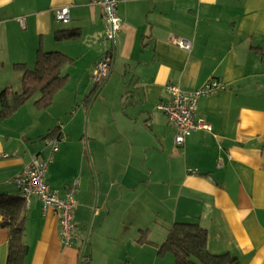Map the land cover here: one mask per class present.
I'll return each mask as SVG.
<instances>
[{
	"label": "crops",
	"instance_id": "crops-1",
	"mask_svg": "<svg viewBox=\"0 0 264 264\" xmlns=\"http://www.w3.org/2000/svg\"><path fill=\"white\" fill-rule=\"evenodd\" d=\"M92 1L0 0V92L19 91L13 65L33 68L38 50L69 58L51 106L38 110L31 99L0 120V195L22 200L25 264H95L98 252L110 264L121 251H102L99 241L114 243V220L134 215L169 228L197 223L211 254L264 264V0H116L122 25L112 46L104 42L102 6ZM63 7L68 23L55 18ZM67 30L77 37L55 38ZM105 57L112 69L96 96L91 77ZM209 80L223 89L198 99L195 119L210 130L176 146V131L156 105L169 100L168 86L190 93ZM54 128L61 141L48 154L41 138ZM35 156L48 160L51 190L63 195L76 183L71 247L60 240L58 215L43 214L39 199H23L14 183ZM165 238L129 245L144 264ZM6 240L0 228V264Z\"/></svg>",
	"mask_w": 264,
	"mask_h": 264
},
{
	"label": "trees",
	"instance_id": "trees-1",
	"mask_svg": "<svg viewBox=\"0 0 264 264\" xmlns=\"http://www.w3.org/2000/svg\"><path fill=\"white\" fill-rule=\"evenodd\" d=\"M77 35V30H67L58 32L55 38L70 40ZM68 61L69 58L59 52L38 50L33 68L14 64L13 68L21 72L20 89L17 92H0V120H9L20 106L35 96H38L33 99L36 109L45 110L51 106L55 95L66 81L62 70ZM58 132V128H54L41 138L45 146L47 139L56 138L58 143L61 141ZM21 202L20 198L0 195V228L7 232L5 264H25L28 256L29 248L24 240L25 216L21 212ZM140 234L137 242H147L148 231H140ZM164 253L171 254L175 264L237 263L227 255L211 254L207 249V230L197 223H173L157 249L158 256Z\"/></svg>",
	"mask_w": 264,
	"mask_h": 264
},
{
	"label": "built area",
	"instance_id": "built-area-1",
	"mask_svg": "<svg viewBox=\"0 0 264 264\" xmlns=\"http://www.w3.org/2000/svg\"><path fill=\"white\" fill-rule=\"evenodd\" d=\"M92 4L102 6L105 20L104 42L111 46L114 44L116 33L121 29V19L115 13L116 0H93ZM55 18L58 22L70 21L69 8L63 7L56 11ZM174 44L182 49H189L190 43L182 39H176ZM112 64L109 57L98 60L92 73V82L102 84L111 73ZM223 89V84L216 80L207 81L196 91L187 93L178 87L168 86L169 100L166 103L156 105L157 110L162 112L168 122L176 131L174 143L182 146L185 140L197 130L209 131L208 125L202 124L195 119L198 99L214 94ZM46 145L50 147L51 154L58 151V140L47 139ZM48 160L38 161L33 158L24 168L23 172L14 180L23 199L37 197L41 202L42 213L55 212L58 215V235L63 245L71 247L75 238L76 226L73 220V211L76 208V183L72 184L63 195L50 189L45 181Z\"/></svg>",
	"mask_w": 264,
	"mask_h": 264
},
{
	"label": "rangeland",
	"instance_id": "rangeland-1",
	"mask_svg": "<svg viewBox=\"0 0 264 264\" xmlns=\"http://www.w3.org/2000/svg\"><path fill=\"white\" fill-rule=\"evenodd\" d=\"M114 89L115 88L113 87L112 91H114ZM37 97L38 96H35V98H32V99L35 100ZM100 101L101 100L99 99L97 100V102L96 100L94 102H96V104H99ZM46 150H48L47 151L48 154L51 153L50 147L46 148L44 151L46 152ZM87 150L89 153V149L88 148L86 149V154H87V159L89 160V164L92 170L93 165H92L91 159L89 158ZM73 184H75V181L73 182ZM119 211H120V214L124 213V209L122 208L119 209ZM144 216L146 218L148 217L146 215ZM133 217L134 218H130V216L129 217L124 216L123 219L121 217L118 219H115L113 225L110 227L111 231L109 232L113 233V235L111 236H113L114 238H117L120 241L114 239L115 241L113 243V242H109L111 241L110 239L109 240L105 239L104 241H99V244H100V248L102 249V251H106V248L107 250L111 252L121 251L120 256H121L122 261L124 262L127 261L128 264H142L136 258V253L141 252V251L138 250L137 252L138 247L136 246L133 247L129 245L131 243L130 239L139 238V236L141 235L140 231L147 230L148 231V234L146 235L147 239L149 238V240H151L152 243L157 242L155 240H161V238L166 236L167 234L166 230H168L169 226L167 225V223L161 221L160 219L154 218L145 223H142L140 220H138V217H139L138 215H134ZM161 244H162V241L159 242V244H157V248L155 246L151 251H148L149 257L148 259L144 258V264H175L171 254L164 253L162 256L157 255L158 246ZM114 245L116 247H113ZM96 247H98V245ZM150 247L152 248V245ZM131 256H135V258H132ZM121 259H116L115 257H111L110 264H120L119 260ZM107 262L109 263V259H107L106 257L100 256L98 252V257H97L95 264H108ZM83 264H89V262L85 261Z\"/></svg>",
	"mask_w": 264,
	"mask_h": 264
},
{
	"label": "water",
	"instance_id": "water-1",
	"mask_svg": "<svg viewBox=\"0 0 264 264\" xmlns=\"http://www.w3.org/2000/svg\"><path fill=\"white\" fill-rule=\"evenodd\" d=\"M108 79H109V77L100 86L99 85H96L95 83L92 82L93 83V85H92L93 86L92 87V91H94L97 88V86H99V89H98V91L96 93V96L101 91V89L104 87V85L107 83ZM93 101H94V99L91 101V104L93 103ZM91 104H90V106H91ZM90 106H89V108H90Z\"/></svg>",
	"mask_w": 264,
	"mask_h": 264
}]
</instances>
